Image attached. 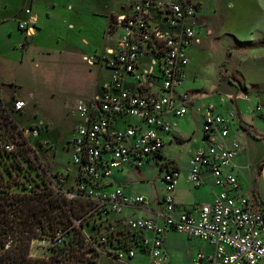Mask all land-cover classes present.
Segmentation results:
<instances>
[{"label": "built area", "instance_id": "1", "mask_svg": "<svg viewBox=\"0 0 264 264\" xmlns=\"http://www.w3.org/2000/svg\"><path fill=\"white\" fill-rule=\"evenodd\" d=\"M201 11L197 0H137L111 24L110 33L117 36L115 45L104 54L84 57L88 66L111 71V78L100 94L76 103L80 122L67 145L76 173L72 190L56 192L68 200L90 203L93 208L88 215L94 213L100 223L113 225V229H95L93 237L82 233L84 246L95 249L88 256L97 264L100 245L119 262L135 260L142 253L149 257L147 264H168L164 250L168 231L213 247L210 254H198L191 264H264V205L254 194L244 192L236 172L235 160L242 147L232 131L238 115L231 108L225 114L189 91L178 92L190 63L188 51L202 42L200 33L206 30ZM26 14L30 19L20 22L19 28L29 32L36 21L30 9ZM3 93L0 82L1 110L12 116L24 112L23 100L15 99L7 106ZM192 112L203 116L207 144L190 160L189 182L201 187L209 175L219 192L197 213H180L175 192L181 173L163 159L162 152L164 136ZM23 133L38 139L41 130L30 127ZM14 148L0 135V154ZM155 161L162 163L166 192L161 211L152 217L130 214L131 210L150 209L149 203L143 195L128 194L114 176L128 167L141 170ZM76 223L80 226L81 221L76 219ZM65 234L58 233L55 246L70 243Z\"/></svg>", "mask_w": 264, "mask_h": 264}, {"label": "rangeland", "instance_id": "2", "mask_svg": "<svg viewBox=\"0 0 264 264\" xmlns=\"http://www.w3.org/2000/svg\"><path fill=\"white\" fill-rule=\"evenodd\" d=\"M132 1L62 0V6L66 5L65 10L69 5L73 7L72 13L64 11L62 14L70 13L73 16V13H78L85 28L89 31L92 29L93 35L87 43L77 30H70L63 24L56 23L58 27L61 26L60 32L65 34L59 42L54 36L37 39L34 46L25 52L18 46L23 32L16 22L5 27L9 32H0V82L5 90L3 102L8 106L15 99L23 100L26 108L23 113H15V120L25 132L30 127L35 131L37 128L41 130L38 139L30 138L31 136L27 138L32 149L35 151L34 148H38L43 157L35 151L43 162L39 174L28 163H24L22 157L21 166H14L19 160H15V151L0 154V170L8 180L11 179L9 172L13 174V178H17L19 191L22 188H26L28 192L40 190L43 188V179L59 193L61 190H72L76 168L71 162L67 145L80 122L76 103L80 99L91 97L111 78V71L100 65L91 68L83 56L88 57L97 51L104 53L107 47L115 45L117 36L109 35L106 29L110 10L118 11L124 5L128 8ZM197 1L203 9L201 23L206 30L203 29L200 33L202 42L188 51L190 73L178 92L189 91L198 98H206L220 93L229 95L234 91L236 94L229 98L230 108L233 111L236 107L240 108L245 123L253 126L263 136L264 0ZM29 46L30 39H26L24 48ZM221 69L230 80L221 78ZM222 101L226 102L224 99ZM223 102L221 108L229 107ZM263 142L252 139L248 143L243 140L246 152L238 160L240 167H248L242 174L238 171L244 192L254 194L264 205ZM194 145L190 141L188 145L181 147L182 145L173 141L167 153H181L179 158L187 161ZM14 147L16 150L17 147ZM161 168V161H155L141 170L128 167L124 176L127 177L129 186H144L155 192V188L160 187L159 183L163 184ZM124 176H114V179L117 184L126 187L118 181L124 180ZM78 219L81 221V228L77 224L81 233L92 237L95 229H102L104 226L113 229V225L100 223L94 213ZM65 236L70 242L74 237L73 232ZM59 247L52 240H37L31 246V253L34 257L52 258L58 255ZM99 248L102 252L98 264H120L105 253V246L100 245ZM197 248V245L183 237L171 236L167 242L168 252L175 259L172 264H187L195 258Z\"/></svg>", "mask_w": 264, "mask_h": 264}, {"label": "crops", "instance_id": "3", "mask_svg": "<svg viewBox=\"0 0 264 264\" xmlns=\"http://www.w3.org/2000/svg\"><path fill=\"white\" fill-rule=\"evenodd\" d=\"M135 1H137V0H133L132 2L134 3ZM65 6L66 5L62 6V0H0V32L1 33H4L5 31L9 32L5 28L6 26H8L9 23L16 22L18 25V28H19L20 22L23 23V22H26L30 19V16L26 14V10L30 9L32 11V17L35 19L36 22L34 23L33 29L31 28L29 32L22 31L23 32V38H21L19 43H18V46L22 51L27 52L32 46H34V44H35L34 42L37 39L40 40L41 38H45V37H49V36H54L55 40L59 42V40L62 39L65 34L60 32L61 30L59 29V27H61V26L58 27L57 26L58 23L63 24L62 26H66V28H68L70 30H77L79 32L80 36L83 38L82 40L85 41V43H87L89 40V37H91L93 35L92 29L89 31L87 28H85L84 23L79 18L78 13L77 14L73 13V16L70 15V13H68L67 15L62 14V12H64V11H70L71 13L73 12V9H72L73 7L71 5L67 6V8H66L67 10L64 9ZM125 9H127V7L124 5L118 11L117 10H110L109 17H108V24L106 27V29L109 32V35L111 34L110 33V27H111V24L113 23L112 18H114V20H115L116 17H118L119 15H122L125 12ZM58 16H59L60 20H59ZM11 35H12V33H11ZM104 36H106V33L104 34ZM26 39H30V46L27 49L24 48V43H25ZM110 47H113V46H110ZM107 48H109V47H107ZM106 49H105V51H106ZM97 53H100V52L97 51ZM104 53H100V55L104 54ZM93 55H95V54H93ZM84 57H86V56L84 55L83 58ZM190 65H191V60H190V63H189L188 69H187V74H186L185 80L188 78V74L190 73V70H189ZM91 68H93V67H91ZM106 83H104L102 85V87H104V85ZM102 87H100V90H98L91 97H88V98H92L95 95L100 94ZM4 92H5V90H4ZM235 94L236 93L233 91L229 95H225V94L223 95L220 93V94H218V96L210 97L207 95L208 97H206V98L199 97V99H201L204 102L209 101L210 103L216 105V108L219 111L226 114L227 109L228 108L230 109V105H229L230 101L229 100ZM223 99L226 100V102H223L222 101ZM221 102L225 103V105L228 104L229 107H227L226 109H223V107L221 108L220 107V106H222ZM236 108H238V107H236ZM238 110L240 111V120L243 121L245 125H247L245 123L246 121H244L243 112L241 111L240 108H238ZM14 116H16V115H14ZM202 122H203V116L201 114L196 113V112H192V113H190L189 117L177 122V126L173 130L172 133L166 134L164 136L165 149H164V152H162L163 159H165L166 161H168L170 163L175 164L181 173L179 184L177 185V189L175 192V197H176L175 201L177 203L178 210L180 213H182V212L197 213L202 204H204V203L209 204L212 201H214L217 193L219 192V188H216L213 186V179L209 175H206L204 185H202L201 187H198V188L193 187L191 185V183L189 182V179H188L189 169H190V160H191L192 156L194 155V153H196L198 150L205 147L207 144L203 138ZM247 126H249V125H247ZM20 128L23 129V127H21V126H20ZM234 128L235 129H233L232 135L235 138H238V140L240 141V144L242 146L241 153L238 154V156L235 160V163L237 165L236 172L238 173L239 178L241 180L240 173L242 174L243 170L247 169V167H248L247 165L245 168L240 167V162L238 160L242 156V154H244L246 152V147L244 146L243 140H246L248 143H251L252 139L253 140H256V139L253 138L251 135L246 134L244 132L243 128L240 126L239 118H238L237 126H235ZM173 141H176L177 144L182 145L181 147H185L186 145H188V142L193 141V143L195 145H194V148L190 150L189 157H188L187 161H182V158L181 159L179 158V157H181L180 156L181 153L179 155L173 154V153H171V151H170V153H167V151H169L168 149L170 147V144H172ZM259 142H263V141H259ZM263 144H264V142H263ZM34 149L37 152V154L40 157H42L38 148L35 147ZM259 159H258V161H259ZM249 164H251V163H249ZM238 170L240 171V173ZM124 172H125V170L122 172L116 173L115 177L121 176V175L124 176V174H126ZM124 178H125L124 180H118V181H119V183L125 184L126 187H124V189L128 192V194H130V195H143L146 198V200L148 201L149 208H150L146 211L131 210L130 214L131 213L132 214L137 213L138 215H143L144 217H152L155 215L154 214L155 212L161 211L160 201L164 198V196L166 194L164 182H163V184L158 182L160 187H159V189L155 188L156 191L154 192L152 188L148 189V188H145L144 186H140V187L129 186L128 185L129 182L127 180V177L124 176ZM161 182H162V180H161ZM155 184H156V182H155ZM171 236H174V238L183 237L184 239L190 241L192 244L198 246V248L196 249L195 258L192 259L190 262L188 261L187 264H191L194 260H196L198 254L205 253L208 255L213 251V247L204 241L196 240V239H190V237H188L186 235L177 234V233H174L173 231H168L165 235V238H164V250H165L167 256L169 257V263L168 264H172L173 261L175 260L169 254L168 249H167V242ZM148 262H149V257L147 255L139 253L135 260L121 261L120 264H147Z\"/></svg>", "mask_w": 264, "mask_h": 264}, {"label": "trees", "instance_id": "4", "mask_svg": "<svg viewBox=\"0 0 264 264\" xmlns=\"http://www.w3.org/2000/svg\"><path fill=\"white\" fill-rule=\"evenodd\" d=\"M221 73V78L229 79L224 70L221 69ZM235 111L244 132L256 141H264V136L240 120L238 108ZM14 115L0 109V135L3 141L17 147L14 157L19 160L14 166L20 167L23 160L39 174L43 162L32 149ZM9 177L12 180H8L0 170V264H97L88 256L95 249L84 246L85 237L76 223V219L92 210L90 203L66 199L50 187L45 179L40 190L28 192L22 188L19 191L17 178H13L10 172ZM60 231L67 234L73 232L74 237L65 247L56 245L59 247L58 255L51 259L32 256L31 246L37 239L57 242Z\"/></svg>", "mask_w": 264, "mask_h": 264}, {"label": "flooded vegetation", "instance_id": "5", "mask_svg": "<svg viewBox=\"0 0 264 264\" xmlns=\"http://www.w3.org/2000/svg\"><path fill=\"white\" fill-rule=\"evenodd\" d=\"M202 11H203V9H202ZM202 11H201V13H202ZM202 16H203V14H202Z\"/></svg>", "mask_w": 264, "mask_h": 264}]
</instances>
